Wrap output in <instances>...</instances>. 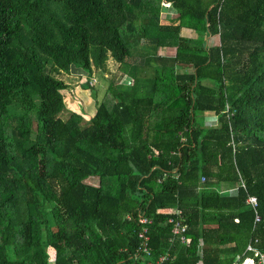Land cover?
Returning a JSON list of instances; mask_svg holds the SVG:
<instances>
[{"label": "trees", "instance_id": "1", "mask_svg": "<svg viewBox=\"0 0 264 264\" xmlns=\"http://www.w3.org/2000/svg\"><path fill=\"white\" fill-rule=\"evenodd\" d=\"M108 59L132 84L62 119ZM140 215L165 264L264 253V0H0V264H147Z\"/></svg>", "mask_w": 264, "mask_h": 264}, {"label": "rangeland", "instance_id": "2", "mask_svg": "<svg viewBox=\"0 0 264 264\" xmlns=\"http://www.w3.org/2000/svg\"><path fill=\"white\" fill-rule=\"evenodd\" d=\"M165 15V14H164ZM164 17V16H163ZM148 22V21H144ZM146 48L140 47L133 52L134 56L144 55ZM172 47L160 46L157 49V53L161 55L173 54ZM131 64L127 62L124 66H118L113 60L108 59L106 72L103 74L94 70L92 75L83 74V72L72 70L69 75L61 74L58 79L63 81L67 85L68 90L63 93L65 96L64 106L66 108L65 113L61 116L62 119H67L69 113L84 112L85 121H89L90 117L95 111L96 105L101 103L104 95L107 93L109 87L117 86L122 87L124 85H131L132 78L129 76ZM139 75H143L138 72ZM89 82V87L96 93V101L92 96L90 89H85L84 85ZM74 103L76 108H72L70 104ZM76 111V112H74ZM214 117H205V124H213ZM91 185H97L98 180L96 178H89L85 181Z\"/></svg>", "mask_w": 264, "mask_h": 264}, {"label": "built area", "instance_id": "3", "mask_svg": "<svg viewBox=\"0 0 264 264\" xmlns=\"http://www.w3.org/2000/svg\"><path fill=\"white\" fill-rule=\"evenodd\" d=\"M164 8H170V5L163 4ZM202 181V180H201ZM236 190L229 191L228 194L234 195ZM248 204L252 208V210H256L257 201L255 198H249ZM173 215L167 218V224L171 226L172 236L175 239H178L181 244L189 243V239L186 237L187 225L185 223V219L182 218L180 212L178 210H174ZM139 224H141V228L137 233V237L139 240V248L136 253V257L143 256L149 259L147 264H165L169 259V254L160 255L157 259L154 258V254L152 249L149 248V236H148V228L146 224H149L148 221L143 215H140L138 218ZM259 218L256 216L254 222H258ZM258 241L251 240L242 254L237 255L235 262L233 264H264V253L260 251L257 247Z\"/></svg>", "mask_w": 264, "mask_h": 264}, {"label": "crops", "instance_id": "4", "mask_svg": "<svg viewBox=\"0 0 264 264\" xmlns=\"http://www.w3.org/2000/svg\"><path fill=\"white\" fill-rule=\"evenodd\" d=\"M70 106L72 107V108H76L75 106L76 105H74V103H72V104H70ZM95 111V110H94ZM74 112H76V111H74ZM95 113V112H94ZM94 113L91 115V116H89L90 118L94 115Z\"/></svg>", "mask_w": 264, "mask_h": 264}]
</instances>
